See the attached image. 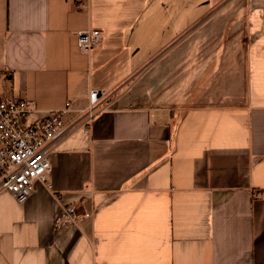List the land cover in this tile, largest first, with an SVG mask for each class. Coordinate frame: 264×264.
Returning <instances> with one entry per match:
<instances>
[{"label":"crops","instance_id":"1","mask_svg":"<svg viewBox=\"0 0 264 264\" xmlns=\"http://www.w3.org/2000/svg\"><path fill=\"white\" fill-rule=\"evenodd\" d=\"M220 2L0 0V100L71 109L0 264H264V0Z\"/></svg>","mask_w":264,"mask_h":264},{"label":"built area","instance_id":"2","mask_svg":"<svg viewBox=\"0 0 264 264\" xmlns=\"http://www.w3.org/2000/svg\"><path fill=\"white\" fill-rule=\"evenodd\" d=\"M100 34L95 29L78 31L77 44L90 50L98 44ZM108 96L107 92L90 90L89 104L83 111L91 114ZM70 111L67 104L64 109L34 118L35 110L29 100L18 96L0 100V192H8L17 202H23L36 182L47 184L52 144L66 132V115ZM65 211L73 220L81 216L71 205Z\"/></svg>","mask_w":264,"mask_h":264},{"label":"rangeland","instance_id":"3","mask_svg":"<svg viewBox=\"0 0 264 264\" xmlns=\"http://www.w3.org/2000/svg\"><path fill=\"white\" fill-rule=\"evenodd\" d=\"M221 2V4H226L227 2H228V0H220ZM174 48V46L171 48V49H173Z\"/></svg>","mask_w":264,"mask_h":264}]
</instances>
